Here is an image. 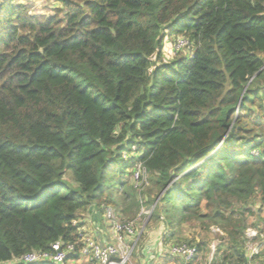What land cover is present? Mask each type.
<instances>
[{
  "label": "trees",
  "instance_id": "16d2710c",
  "mask_svg": "<svg viewBox=\"0 0 264 264\" xmlns=\"http://www.w3.org/2000/svg\"><path fill=\"white\" fill-rule=\"evenodd\" d=\"M55 1L0 2V264L78 245L77 219L102 225V204L134 216L136 163L149 219L217 226L223 258L247 260L242 206L264 207V0ZM166 36L189 53L165 59Z\"/></svg>",
  "mask_w": 264,
  "mask_h": 264
},
{
  "label": "built area",
  "instance_id": "2783aa9c",
  "mask_svg": "<svg viewBox=\"0 0 264 264\" xmlns=\"http://www.w3.org/2000/svg\"><path fill=\"white\" fill-rule=\"evenodd\" d=\"M173 46L174 50L182 47L187 51L189 48V42L187 38L179 37L176 39ZM250 153L257 155L258 151L253 149ZM135 166L136 168L133 169V175L136 182H138L142 179L145 171L140 163L134 164L133 168ZM101 213L103 221L108 227L109 240L104 237L98 238L97 236H92L79 229L80 243H78V245L73 242L64 243L61 240H57L51 244L50 250H33L27 252L19 261L23 264L35 262L72 264V261L74 260H84L89 264H132L130 256L136 239L133 244L129 241L136 235L135 220H122L121 218H118L114 210L104 204L101 205ZM249 238H251V236H249ZM259 245L260 243L254 245L251 257L258 253ZM169 252L174 256H178L181 259L182 264H189L197 255L196 247L186 242H175L171 244L169 246ZM225 264H264V260L253 261L249 257L245 261H229Z\"/></svg>",
  "mask_w": 264,
  "mask_h": 264
},
{
  "label": "rangeland",
  "instance_id": "374dc122",
  "mask_svg": "<svg viewBox=\"0 0 264 264\" xmlns=\"http://www.w3.org/2000/svg\"><path fill=\"white\" fill-rule=\"evenodd\" d=\"M26 3V2H30L31 5V9L30 12L32 13H45V14H53L54 12V8L58 7V2H56L55 0H24V2H22V0H13V3ZM1 2V1H0ZM39 5V7H38ZM179 38V37H177ZM176 37H172L170 38L169 36H166L164 38V57L165 59H172L173 57H180L182 56V54H188V50L186 51V49H183L182 47H180L177 50H174V44L176 42ZM175 39V40H174ZM176 46V45H175ZM262 98H264V95L262 96ZM124 160H127L131 157L130 154H122ZM136 166L134 168H131L128 171V174L126 175L125 178H127L128 184L130 186H132L135 189V196L136 199L139 201L140 206L139 209L136 211V213L134 214V216H129L130 214H128L129 212H125L120 210L121 206H111V205H107L108 207H111L116 216L118 218H121L122 220L124 219H133L136 222V235L133 239H130L129 242H131L132 244L134 243L135 240V245L134 248L132 250L131 256H130V261L132 264H135V260L137 257V252H139V248L142 246L143 243L146 242L147 239H153V242L156 244H158L160 241L159 239L161 238L160 236H162V234H160L159 232H164V222L162 223L161 219H149L150 216V209L152 208L151 205L148 203V199H150L153 194L155 193V190L153 188V186L151 185L150 181H149V174L147 172L143 173L142 179L138 182H136V179L134 178V170ZM141 176V174H140ZM118 196V194H117ZM242 208H245V216H246V223L248 224L247 230L245 232V235L247 236V239L252 240V239H257L256 236L258 237L257 242L258 244L260 243V245L263 246V253H264V207H260V205L257 203V201L255 199H251L248 205H243ZM241 209V208H240ZM143 210V211H141ZM101 211V209L99 210ZM100 215V214H99ZM99 215H97L96 217H92L90 215V212H83L82 217H80L79 219H77V223L82 224L81 227L79 228L80 230L87 232V234H91L92 236H97L98 238H101L103 236V234L100 233L99 228L97 225H95V219L99 220L100 218L98 217ZM98 218V219H97ZM100 221H98L99 223ZM102 226L103 228H105V230H108L107 225L105 224V222L103 221L102 218ZM196 226V225H194ZM190 227V226H189ZM192 227V226H191ZM257 227V228H256ZM83 228V229H82ZM258 229V231L256 229ZM187 229V227L185 225H182V227L178 228L177 227V231L181 230L180 234L183 233V231ZM259 229L260 232H259ZM183 230V231H182ZM256 232V233H255ZM179 234V235H180ZM249 236H251V238H249ZM105 237V236H104ZM106 238V237H105ZM179 238V237H178ZM107 239V238H106ZM183 241V240H181ZM172 242H180V240L178 241V239L173 238ZM264 256L262 258H258V259H263ZM264 260V259H263Z\"/></svg>",
  "mask_w": 264,
  "mask_h": 264
},
{
  "label": "crops",
  "instance_id": "0c3cea01",
  "mask_svg": "<svg viewBox=\"0 0 264 264\" xmlns=\"http://www.w3.org/2000/svg\"><path fill=\"white\" fill-rule=\"evenodd\" d=\"M22 2H24V0H22ZM151 207L152 210L154 204L151 205ZM86 212H90V215L92 217L97 216L95 213H92L91 209L87 210ZM161 222L163 223V221ZM95 225L98 226L100 233L103 234L101 238L105 236L107 240H109L108 230H105V228H103V226L98 223L96 219ZM183 225H185L187 229H185L184 231L182 230L183 233L181 234V230L177 231L176 227L169 230L164 226V232H159L160 234H162V236H160L161 238L159 239L160 242L158 244H155L152 238L147 239L146 242L143 243L139 248V252H137L135 264H182V261L178 256H174L171 254V252H169V246L174 243L172 242L173 238L178 239V241L183 240L182 242L188 241L189 243L190 241L192 244L199 243L200 250L197 252V255L189 264H225L227 262V260L223 258V253L226 248H229V241L220 228L211 225L209 229H203L200 228L197 223L191 225L192 227H189V225L186 223ZM165 236L168 239L167 241H165ZM245 237L247 238V236ZM257 243V239H247L245 241V256L247 257V259L249 257L251 258L252 248ZM258 248V253L256 255H259L260 252H262L261 250L263 249V246L259 245ZM262 257L260 256L259 258ZM72 264L89 263L84 260H74L72 261Z\"/></svg>",
  "mask_w": 264,
  "mask_h": 264
},
{
  "label": "clouds",
  "instance_id": "9594fccd",
  "mask_svg": "<svg viewBox=\"0 0 264 264\" xmlns=\"http://www.w3.org/2000/svg\"><path fill=\"white\" fill-rule=\"evenodd\" d=\"M151 213V212H150Z\"/></svg>",
  "mask_w": 264,
  "mask_h": 264
}]
</instances>
